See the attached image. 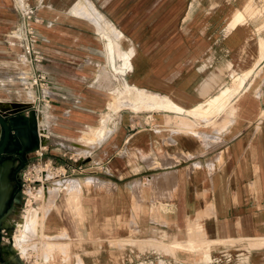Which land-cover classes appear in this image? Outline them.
<instances>
[{"label": "crops", "instance_id": "1", "mask_svg": "<svg viewBox=\"0 0 264 264\" xmlns=\"http://www.w3.org/2000/svg\"><path fill=\"white\" fill-rule=\"evenodd\" d=\"M74 1L26 0L41 19L38 47L50 89L47 111L41 109L36 121L48 145L44 156L73 180L66 190L51 182L49 188L57 190L44 200L45 226L66 233L80 263L102 251L106 264L144 263L150 243H185L190 228L200 229L206 241L224 243L221 258L224 250L264 240V121L258 120L264 101L257 96L264 78L258 83L256 75L249 91L208 117L193 112L232 86V71H257V20L226 30L237 8L228 0H90L122 34L121 53L132 50L131 69L116 89L123 90L125 80L144 96L183 109L158 108L147 100L121 101L112 111L113 83L103 78L104 68H96L106 57L104 39L94 22L75 14ZM15 8L16 0H0L2 114L8 105H41L38 89L27 97L18 89L20 74L31 71H21L26 68L17 63L19 47L10 38L18 24ZM259 66L264 72V59ZM102 116L110 117L109 133L96 142L93 131ZM20 126L21 132L29 129ZM12 133L7 159H32L33 134L24 147ZM87 138L92 142L84 144ZM70 164L79 169L72 172ZM155 248L159 264L222 261L219 255L208 263L164 259ZM249 253L250 264H264V246Z\"/></svg>", "mask_w": 264, "mask_h": 264}, {"label": "rangeland", "instance_id": "2", "mask_svg": "<svg viewBox=\"0 0 264 264\" xmlns=\"http://www.w3.org/2000/svg\"><path fill=\"white\" fill-rule=\"evenodd\" d=\"M18 1H21V0H17V2ZM86 1H88V3H90V4H92L91 2H89V0H86ZM113 1H117V0H113ZM228 1H233V0H228ZM25 2H26V0H25ZM92 2L93 3L95 2L96 4H103L104 0H93ZM233 2H235L237 4L238 0H234ZM253 2L254 3H252V7L257 8V9L259 8V9L263 10V13L257 19L258 26H262V29L260 30L259 35L263 36V34H264V32H263L264 31V3H263L264 0H253ZM28 5H30V4H28ZM30 6L36 7L33 5H30ZM93 8L96 10V8L94 6H93ZM97 13L99 14V17L97 16L98 23L100 22L103 25L105 23L110 24L105 19H103L104 17L98 11H97ZM92 15L95 16V14H92ZM232 21H233V16L231 17V19L227 23L226 30L231 31V30L236 28V27H229V24L232 23ZM17 53L19 54L20 52H17ZM17 53H16V56H17ZM263 59H264V56L259 61V63ZM17 63L20 64L21 66H23V63L21 64V62L18 60H17ZM120 64H122V61L120 59H118V57L116 56L115 63H112L111 60H107V57H105L103 59V61L101 63H98L97 64L98 66H96L97 69L104 68V72L101 74L105 75L103 78H107V79H109V81H112L113 90H115L116 88H119L118 86L120 85L121 76L119 75V73L116 72V70L119 69ZM115 66H117V67H115ZM24 68H26V69L21 70V71L25 72L28 70V67H24ZM260 69H262V68L258 64L257 71L251 73L252 79H251L250 85H251V83L254 80V77L256 75H257L256 79L258 80V83H259V80H262L264 78V72H258ZM126 74H124V76ZM234 75L236 76V73H234L232 71V73L230 75V77H231L230 82H231L232 86L231 87L226 86V88H229V92H231L230 98L232 96H237V95H240L246 91H249V90H243V88H240L237 86V82H236L237 76L235 77ZM18 85H19L18 89L22 92V96H26L25 95L26 92L24 90L25 89L30 90L29 87L28 86L26 87L23 84L20 85L19 82H18ZM33 90H35V89H33ZM117 90H120V89H117ZM112 96L116 97V94L113 93ZM257 96L259 98H261L262 101H264V83L262 84L261 87L257 88ZM226 103L224 104V107H225ZM258 120H259V122L264 121V105L262 107V112H261ZM107 135L108 134H106L105 137ZM103 139H101V140H103ZM101 140L98 141L96 139L95 141L100 142ZM85 141H86V143H85ZM91 142H92L91 139H88V138L86 140H84V144H88ZM7 156H4L3 158H1L0 163L2 161L12 162L11 160L7 159V158H9ZM46 161H47V158L45 156H43V158H42L41 165H40V163L36 162L34 160V158L27 160V161L25 160L23 162V164H21L22 168L24 167V169L21 168L22 169L21 171L19 170L20 165L15 166L17 163L12 162V166L10 167V170L8 172V175H7L8 184H9V191H8L7 197L5 199L6 202L4 201V205H3L2 210L4 209L5 205H6V207H5V210L3 212H2V210L0 212L1 213L0 214V264H49L52 261V257L54 256V254L57 250H60L62 252V253L60 252V255H58L59 259H60L59 261L61 264H66V263H69V264H82V263L86 264L85 262H82V261H81V263L79 261H76V262L74 261L73 248L71 245L72 241H71V239H65L66 233H60V232L58 233L56 231V232H52V233L47 235V234H43V232H41V230H40L39 225L43 224V221H44V217L42 214L43 209H44L43 208L44 199H46L47 193L50 194L53 191H56L57 190L56 187L54 189H51L48 187L47 189H45L41 193H38L39 185L38 186L35 185L34 190H31V191H29L28 189L25 190V192L27 193V196H28V197H25L27 199V201L25 198H22L21 194L19 195L18 190L20 188V185L18 183V179L20 178V173H24L25 177L29 180L38 179V175L36 173L34 174V172L32 171V170H34L33 166H37V168L35 167V170H38L40 167L45 168L42 164L45 163ZM53 176H54L53 178H56L57 175H53ZM52 181H54L55 183L58 182L60 184V181L57 179H52ZM66 181L71 182V183L66 182L65 184H62L63 190H66L69 187V185H71L73 183L72 179H69ZM47 185L49 186L50 184L47 183ZM16 189H18L17 190L18 196H16V198L18 200L13 201L14 203H12L11 202L12 195L15 193ZM43 193H45V195ZM41 195H42V197H41ZM43 197H45V198H43ZM28 210H34V212H36L38 220L36 219L35 221H29L23 226L21 221H22V218L26 216ZM200 231H201L200 229L190 228L188 230V233H187L188 241L185 243H181L180 246H182V247H180V248L174 247L173 246L174 244H170V245H164V244L158 245L157 244L156 245V244H154V242H152V243H150L151 246H148V247L146 246L147 248H145V251H146L145 252V258L146 259H145L144 263H142L143 260H141V261L129 263V264H159V262L156 263L155 259L153 258V256H155V255H153V253H154L153 248H155L154 246H157L155 249L161 250V252L163 253L164 259H168L169 256L174 255V256H178L177 259L189 258L191 261H193V259H194V261H198V263H208L205 261L206 259H205L204 255H205V253H209L211 260L214 261L215 258H219L218 253L220 252L224 243L219 242L217 244H213V245L210 244L208 246L207 241L203 238V235ZM44 233H46V232H44ZM190 239H193L194 241L196 240L198 242H204L205 241L206 244H205V242H204V244L199 243V246L196 248H193V250H195V251L192 252L191 248H189L190 247V245H189ZM16 240H17V242H16ZM13 241L15 242L14 248L11 247L12 244L14 243ZM263 241L264 240H262L263 244H259L258 242H260V241H254V242L250 241L247 244L248 249H246V247L240 249V253H243L241 264H250V262H249L250 250L252 251V249L260 247V246L263 247L264 246ZM65 243H67V244L62 245ZM161 243H165V242H163V240H162ZM160 245H162V246H160ZM235 245H234V247H236ZM54 248H55V250H54ZM246 250H248V253H245ZM224 251H225V252H223L224 257L221 258V256L219 255L220 258L222 259V261L219 262V264H237L238 263L235 260V255L239 253L238 249L232 248V249H229L227 251L226 250H224ZM228 257H230V259H231L230 262H226L227 261L226 258H228ZM76 260H79V258H76ZM81 260H83V259H81ZM87 264H89V263H87Z\"/></svg>", "mask_w": 264, "mask_h": 264}, {"label": "bare ground", "instance_id": "3", "mask_svg": "<svg viewBox=\"0 0 264 264\" xmlns=\"http://www.w3.org/2000/svg\"><path fill=\"white\" fill-rule=\"evenodd\" d=\"M89 2H90V0H89ZM252 3H254L253 0H238V2L236 4L237 8L235 9V14L233 15V21L234 22L232 21V23L229 24V27H236V28L237 27H243V26H245L248 23V21L257 20L258 17L261 16V14L263 13V10L259 9V8L257 9V8L252 7ZM73 4H74L73 11L75 12L76 15L84 17V18H86V19H88V20H90V21L95 23L96 28H97V33H99L101 38L104 39V41H105V50H106L107 60H111L112 63H115V58L117 56L118 59H120L122 61V68H119L118 70H116V72L119 73L121 78H123L124 74L128 73L130 71V69H131V65H132V50L130 49L128 51H125V52L121 53V47H122V44L124 43V38H123L122 34L120 32H118L113 26H111L108 23H105L104 25L101 24L100 22L98 23L97 16L99 17V14L93 8V5L88 3V1H86V0H76V1H74ZM69 7H72V6H69ZM192 8H194V7H192ZM92 14H95V16L92 15ZM92 25H94V24H92ZM261 29H262V26H258V24H257L256 31H257V34H258V40L256 42L259 44L260 49H259V54H258L257 61H256V67L259 64V61L264 56V34H263V36L259 35V32H260ZM115 67H117V66H115ZM252 72H254V69L253 70H248V71H245V72H241L239 74L236 73L237 86L240 87V88H243V90H250V82H251V80H249V77H251V79H252V76H251ZM123 84H124L123 85L124 86L123 90H117V89L113 90V93L116 94V97H115V100H114L116 102H114L111 105L112 111H115L120 106L121 101H128L126 103L131 104V103H136L138 101L139 102H144V101H147V100H151L154 103L155 107H158V108H166V109L174 110V111H177V112H181L183 110L182 108H180V107L176 106L174 103H172L170 100H167V99H165V100H159L158 99L157 100V99H152V98H149L147 96H144L143 94L138 92L133 87H131L129 85L127 86L125 84V80H124ZM24 91L27 94L30 95V91L29 90L25 89ZM230 96H231V92H229V88L225 87L224 89L219 91V93L217 95L212 97L207 102V106L206 107L202 108V106H199L193 112H197L196 114H198V116H200L199 113L203 114V115H207L208 113H210L212 111H220L224 107V104L229 100ZM207 117H208V115H207ZM109 119H110V117H108V116L103 117V119L101 120V126L96 128L93 131V135L95 136V138L98 141L103 139L105 137V135L109 133V129L107 127ZM11 166H12V162H10V161H2L0 163V212H1L2 208H3L4 201H5L6 197H7L8 191H9V184H8L7 175H8V172H9ZM41 171L44 172V179L45 180L52 181V179H56V178H53L54 177L53 175H57V174L49 171L48 168L43 169ZM67 183H71V182H67ZM45 189H47V187L46 188L45 187H40L38 193H41ZM43 194L45 195V193H43ZM42 195H41V197H42ZM43 198H45V197H43ZM36 219L38 220L36 212H34V210H28L26 216L22 218L21 222H22V224L24 226L27 222L35 221ZM39 227H40L41 232H43V234H47L48 235V234H50L52 232H55V229H54L55 227H50V224L45 226V224L43 223V224H40ZM44 232H46V233H44ZM16 242H17V240H16ZM204 242H198L196 240L194 241L193 239H190L189 240L190 247L189 246L188 247L191 248L192 252H194L195 250H193V248L198 247L199 243H203L204 244ZM217 243H219V241H217V240H214V241H210L209 240V241H207L208 246L210 244L213 245V244H217ZM258 243L262 244V240H260V242H258ZM205 244H206V242H205ZM180 245H181V243L178 242L177 244H174L173 246L180 248V247H182ZM11 247H13V248L15 247V242L12 244ZM54 250H55V248H54ZM60 252H61L60 250H57L55 252L54 256L52 257V261L49 264H61L60 261H59L60 260L59 256H58V255H60ZM171 257H172V255H171ZM204 257L206 259L205 260L206 262H210L211 261V257L209 255V253H205ZM105 258H106L105 257V253L102 251L94 259L86 260V261L89 264H106ZM66 264H69V263H66Z\"/></svg>", "mask_w": 264, "mask_h": 264}, {"label": "built area", "instance_id": "4", "mask_svg": "<svg viewBox=\"0 0 264 264\" xmlns=\"http://www.w3.org/2000/svg\"><path fill=\"white\" fill-rule=\"evenodd\" d=\"M15 9L18 15V24L10 32V38L15 41L12 43V45H17L20 50V53L17 54V60L20 61L21 64L23 63L25 67H28V71H31L30 73L28 72V74H20L19 83L20 85L23 84L26 87L28 86L31 91L33 89H38L39 97L37 98V101L41 104L39 109H37L34 104L29 106L23 111V114L28 118H31L32 115H34V118L37 121L41 116V109L44 110V112L47 111L49 102L48 99L50 96L47 77L45 73H43V66L46 61V57L38 47L39 36L36 30V26L41 23V19L38 17L37 8L28 5L25 0L18 2L16 0ZM8 45L11 46V43L8 42ZM37 130L40 142L38 147L31 149L30 152L31 154H33L34 160L41 165L42 158L46 152L48 145L47 143L41 141L43 136L42 129L37 128ZM42 165L45 168L40 167L38 170H35V167L37 168V166H33L34 170L32 171L34 172V174L36 173L38 175V179L29 180L25 177L24 173H20L18 183L20 185L19 195L21 194L22 198L28 197L25 190H34L35 185H39V189L40 187H50L52 181H47L44 179V172L41 171L43 169L48 168L49 171L57 174L56 179L59 180L60 183H66L67 175L65 170L59 169L57 166H55L52 160L47 159V161ZM69 166L71 167V164ZM71 168L72 172L79 169V167L75 166H72ZM22 169H24V167ZM47 183H49L50 185L48 186ZM245 253H248V250H246ZM242 254L243 253H240L239 250V253L235 255V260L238 262L237 264H241L243 256ZM226 259L228 262L231 261L230 257Z\"/></svg>", "mask_w": 264, "mask_h": 264}, {"label": "water", "instance_id": "5", "mask_svg": "<svg viewBox=\"0 0 264 264\" xmlns=\"http://www.w3.org/2000/svg\"><path fill=\"white\" fill-rule=\"evenodd\" d=\"M15 108L16 107L13 108L12 105L10 106L8 105L7 108L4 109L7 110V113L6 114L0 113V159L8 155L7 151L10 148L9 141L12 133L10 132V129H13L14 133L12 134L18 136L17 138L20 139L21 142H25V144L28 142V137H30V135L33 134L34 144L30 145V150L35 147H38L40 142L34 115H32L31 118H28L23 114L25 107L24 108L21 107L19 109H15ZM11 112L13 113V115H10ZM20 124H22V126L25 125V127L28 126L29 129L26 132H21ZM27 146L28 143L26 144V146L24 145V147ZM18 157L19 159H21L22 155L19 154ZM21 162L23 163L22 159ZM21 168L22 166L19 169Z\"/></svg>", "mask_w": 264, "mask_h": 264}, {"label": "flooded vegetation", "instance_id": "6", "mask_svg": "<svg viewBox=\"0 0 264 264\" xmlns=\"http://www.w3.org/2000/svg\"><path fill=\"white\" fill-rule=\"evenodd\" d=\"M22 159V161L24 162V160H23V158H21ZM21 159H19V157H18V159H17V161H18V163L15 165V166H18V165H20V167L22 166L21 164H23L22 162H21ZM19 167V168H20ZM19 170H21V169H19ZM18 189H16V191H15V193L12 195V197H13V199L15 198V196L18 194L17 192L19 191H17ZM13 199H11V202L13 203Z\"/></svg>", "mask_w": 264, "mask_h": 264}]
</instances>
